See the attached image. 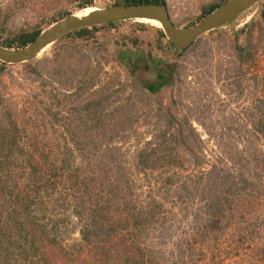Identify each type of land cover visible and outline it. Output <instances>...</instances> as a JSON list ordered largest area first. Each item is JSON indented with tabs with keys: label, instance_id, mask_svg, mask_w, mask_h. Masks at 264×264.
I'll use <instances>...</instances> for the list:
<instances>
[{
	"label": "rangeland",
	"instance_id": "374dc122",
	"mask_svg": "<svg viewBox=\"0 0 264 264\" xmlns=\"http://www.w3.org/2000/svg\"><path fill=\"white\" fill-rule=\"evenodd\" d=\"M82 1L0 0V40L118 0ZM165 1L188 27L226 0ZM159 28L104 25L0 69V264H258L264 0L186 48Z\"/></svg>",
	"mask_w": 264,
	"mask_h": 264
},
{
	"label": "water",
	"instance_id": "95a60500",
	"mask_svg": "<svg viewBox=\"0 0 264 264\" xmlns=\"http://www.w3.org/2000/svg\"><path fill=\"white\" fill-rule=\"evenodd\" d=\"M257 1L259 0H226L188 27L175 26L169 18L166 5L163 4L136 3L95 7L83 16L70 13L55 21L41 30L31 42L23 47L13 48L0 45V61L4 63L29 61L34 59L42 49L72 30L135 18L158 20L166 37L179 48H186L203 33L229 23Z\"/></svg>",
	"mask_w": 264,
	"mask_h": 264
},
{
	"label": "trees",
	"instance_id": "16d2710c",
	"mask_svg": "<svg viewBox=\"0 0 264 264\" xmlns=\"http://www.w3.org/2000/svg\"><path fill=\"white\" fill-rule=\"evenodd\" d=\"M90 3V0H83L81 2V4L79 5V8H82L84 6H87L89 5ZM116 4H136V3H158V4H163L165 5L166 4V1L165 0H118L117 2H115ZM218 5H220V3H213V4H210L209 6L205 7L204 10L202 11V15H205L207 13H209L210 11H212L214 8H216ZM64 14V13H63ZM61 15L59 18L63 17L64 15H67L69 14L68 12H66L64 15ZM121 21H124V20H116V21H110V22H107V23H104V24H100V25H93V26H90V27H82V28H77L75 30H72L70 32H68L67 34H65L64 36L62 37H66V36H78L80 38H86L88 35H89V32L90 30H94V29H97L98 27H101V26H104V25H113V24H116L118 22H121ZM137 23H144V22H137ZM161 26V24H160ZM40 28H34V29H21L20 32H18L17 34H15L14 36L12 37H6L2 40H0V45L1 46H5V47H13V48H19V47H23L25 46L27 43L31 42L40 32ZM159 33H160V36L165 38V34L162 32V30L159 28ZM62 37H60L59 39H61ZM58 39V40H59ZM56 40V41H58ZM167 41L172 44V45H175L173 42H171L169 39H167ZM5 63L4 62H1L0 61V69H3ZM150 87L151 86V83L149 84ZM11 127H14L13 124H11ZM15 136V134L13 135ZM0 138H2L1 140L4 139V134L0 136ZM6 152H3V156L5 155ZM143 164V163H142ZM35 171V170H34ZM34 182L35 180L32 182V184L34 185ZM15 185V184H14ZM4 187V186H3ZM13 187V186H12ZM11 188V187H10ZM10 192V194L12 195V192L13 190L9 189L8 193ZM18 194L15 193L14 196H17ZM109 199H107L108 201ZM18 201H20V198L18 199ZM28 201V198H24L23 195L21 196V201L19 202L20 205H25ZM30 202H32V199L30 200ZM216 202H218V200H216ZM215 206H216V211L213 210V214L215 213L217 215V217L214 219L211 220V223H210V226L211 227H216V224L218 223L219 221V217H222L224 214H223V209L219 210L218 209V205L217 203H215ZM27 207V206H26ZM97 207H100V211L98 212L97 211ZM90 208L89 210H91L92 214H96V215H101L102 217L104 216L102 209H106L107 206L106 204L105 205H101L99 206V203H97V205L95 204L94 206L92 207H89ZM219 210V211H218ZM255 220L258 222L260 221L259 217L256 216L255 217ZM263 221L260 222V223H263L264 225V217L262 219ZM253 224V223H252ZM255 225L258 227L257 223L254 222V227ZM256 227V228H257ZM253 229V226H247V227H242V232L243 233L242 235H240L239 237V241H243L244 238L249 234L251 233ZM53 239V238H52ZM2 241H6L8 244L10 245H7L6 246H2ZM191 242V241H190ZM15 241L11 240V237L10 235L8 234V232L6 231H1L0 232V252L3 253L5 256H8V249L9 247H12V245H14ZM219 251V250H218ZM264 250H262L263 252ZM18 255H22L23 254V250L21 249H18L17 252H16ZM258 255H254L258 261V264H264V253H256ZM73 260V259H72ZM71 260V261H72ZM43 264H47V263H43Z\"/></svg>",
	"mask_w": 264,
	"mask_h": 264
},
{
	"label": "bare ground",
	"instance_id": "6f19581e",
	"mask_svg": "<svg viewBox=\"0 0 264 264\" xmlns=\"http://www.w3.org/2000/svg\"><path fill=\"white\" fill-rule=\"evenodd\" d=\"M91 12V11H90ZM85 15V14H84ZM146 20H155V19H148V18H144ZM158 21V20H157ZM159 22V21H158ZM160 23V22H159ZM161 24V23H160Z\"/></svg>",
	"mask_w": 264,
	"mask_h": 264
}]
</instances>
